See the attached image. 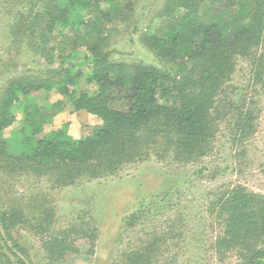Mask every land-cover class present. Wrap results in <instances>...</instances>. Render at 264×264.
<instances>
[{
    "label": "trees",
    "instance_id": "16d2710c",
    "mask_svg": "<svg viewBox=\"0 0 264 264\" xmlns=\"http://www.w3.org/2000/svg\"><path fill=\"white\" fill-rule=\"evenodd\" d=\"M9 1L16 6L13 43L44 68L40 76L13 78L0 93V190L4 179L24 176L63 188L113 176L152 155L198 162L212 152L222 123L231 124L239 141L253 134L252 108L230 82L238 61L255 68V81L264 75V0H162L143 25L136 15L139 0ZM125 32L136 35L160 66L113 60L114 39ZM51 92L62 99L39 104L37 96ZM67 106L95 118L89 135L74 139L67 125L44 133ZM17 115L19 126L5 137ZM172 190L139 201L123 218L125 232L143 231L148 224L151 230L110 264L175 263L176 255L167 262L164 253L181 240L182 217L167 221L162 231L154 226L171 208L178 193ZM211 196L206 212L219 229L215 255L233 256L234 264H264V195L236 185ZM30 200L0 209V244L16 264H32L14 238L18 228L38 238L46 264L80 256L78 241L86 256L93 255L96 226L55 230V212L45 195ZM2 250L0 264H13Z\"/></svg>",
    "mask_w": 264,
    "mask_h": 264
},
{
    "label": "rangeland",
    "instance_id": "374dc122",
    "mask_svg": "<svg viewBox=\"0 0 264 264\" xmlns=\"http://www.w3.org/2000/svg\"><path fill=\"white\" fill-rule=\"evenodd\" d=\"M9 3L8 0H0V93L13 78L24 74L40 76L44 68L40 59L13 43L9 32L16 6ZM161 3L162 0H139L136 9L137 18L141 20L139 24ZM114 42L113 60L142 61L160 66L131 32L118 36ZM262 52L263 49H260L258 55ZM254 74V67L238 61L230 82L231 90L242 94L245 104L252 108L256 118L255 130L248 138L239 141L233 137L231 124L222 123L212 152L198 162L179 164L168 157L158 160L152 155L123 166L113 176L82 179L63 188H53L47 179L25 176L16 181L4 179L0 190V209L11 202L24 206L28 201L32 203L30 198L33 200L35 196L45 195L55 212V230L80 224L94 225L98 229L93 255L86 256V246L78 241L81 255L66 264H110L126 245L135 243L138 237L147 238L146 234L151 230L148 224L143 231L125 232L122 229L123 218L138 208L139 201L173 189L178 193L171 199V208L164 213V217L157 218L154 226L162 231L167 227V221L175 222L181 216L183 221L177 227L183 236L181 240H176L180 245L175 246L176 241L170 243L164 260L170 262L176 255L174 264H234L233 256L221 260L212 249L219 229L206 212V207L213 193L236 185L264 195V75L255 81ZM37 98L39 104L62 99L54 92L47 98L44 94ZM19 119L17 115V122L5 130V137H9L11 131L19 126ZM95 123L94 117L73 112L67 106L53 117L51 124L44 127V133L67 125L68 134L78 139L89 135ZM14 238L32 264H46L38 238L21 228L15 230ZM0 247L5 256L16 264L15 258L1 244Z\"/></svg>",
    "mask_w": 264,
    "mask_h": 264
},
{
    "label": "water",
    "instance_id": "95a60500",
    "mask_svg": "<svg viewBox=\"0 0 264 264\" xmlns=\"http://www.w3.org/2000/svg\"><path fill=\"white\" fill-rule=\"evenodd\" d=\"M19 256H20V258H22L23 259V257L20 255V254H18ZM26 264H28V263H26Z\"/></svg>",
    "mask_w": 264,
    "mask_h": 264
}]
</instances>
